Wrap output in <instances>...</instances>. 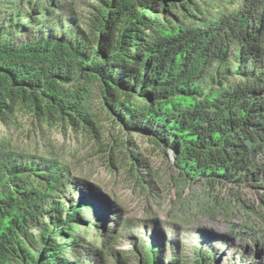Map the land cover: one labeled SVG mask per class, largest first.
Returning <instances> with one entry per match:
<instances>
[{"label": "trees", "instance_id": "obj_1", "mask_svg": "<svg viewBox=\"0 0 264 264\" xmlns=\"http://www.w3.org/2000/svg\"><path fill=\"white\" fill-rule=\"evenodd\" d=\"M75 147L144 213L199 184L264 221V0H0V264H162L165 237ZM205 233L173 237L167 264L264 245Z\"/></svg>", "mask_w": 264, "mask_h": 264}, {"label": "rangeland", "instance_id": "obj_2", "mask_svg": "<svg viewBox=\"0 0 264 264\" xmlns=\"http://www.w3.org/2000/svg\"><path fill=\"white\" fill-rule=\"evenodd\" d=\"M75 149L82 157L80 165H82L87 171L91 172L90 174L99 181H108L109 185H107V190H112V192L116 190L117 192L114 197H119V195H121V200L124 204L122 208L126 214L134 216L142 225L143 229L154 227L158 230V233H161V237H165L163 238L166 240L164 243L165 250H162V254L159 259V262L162 261V264L171 262L169 257L172 254L170 253L171 251L167 250V248L172 249V252L174 251V247H171L170 243L173 237L178 239L180 245L181 242H183L182 244L189 242L195 245L197 241L195 242L193 237L202 238V234L205 232L207 233V231L211 232V234L205 233L207 236L212 235L213 238L216 239H218L219 234L225 235L229 233L232 227H234L235 231L242 235H252L255 232H264V221L261 219L259 214V217L255 216L250 218L243 209L239 210L234 207L230 199L235 200V197L226 193L225 189H223V192L218 190L216 192L212 190L207 191L199 184L184 186L181 188L171 186L167 193L168 198H166V201L162 204L163 209H151V212L145 211L144 213L142 212V206H144V204H142L139 199H133V195H129L130 190H127V187L121 188V182L117 178V174L113 175L111 178V174L106 170V166L102 165L98 161V158L92 155H84V150L81 148L75 147ZM171 174L173 175L174 173L171 172ZM212 197H216V202L211 199ZM247 197L248 196H242L241 199H245ZM91 198L94 197L91 196ZM219 199L222 204L220 211L218 206L219 204H217ZM154 202L155 201L147 199L146 204L148 206L151 205V203L154 205ZM98 203L101 207L107 206V208H110L105 203V200L99 201ZM247 204L248 207L251 206L250 202ZM170 216H172V218H170ZM249 226L250 228H248ZM180 230H184V232H180ZM131 233L140 236L144 235V233L137 234L135 231H131ZM218 240L215 242L217 245L216 249L215 251L212 250V252H221L220 256L213 261L212 264H226L227 260H230L234 254H242V256L246 255L250 260L252 257L250 252L253 251L255 247L256 248L253 252L256 258L259 259H256L251 264H264V262H261V259L264 257L263 243L258 242L257 246L250 245L247 239L236 236L231 240L225 241L226 245H224L222 240ZM228 245H231V247L229 248ZM118 247L126 248V245L123 244ZM244 262L247 263L245 260Z\"/></svg>", "mask_w": 264, "mask_h": 264}, {"label": "clouds", "instance_id": "obj_3", "mask_svg": "<svg viewBox=\"0 0 264 264\" xmlns=\"http://www.w3.org/2000/svg\"><path fill=\"white\" fill-rule=\"evenodd\" d=\"M91 196H92V194H90V193L87 194L88 199L93 201V199H95V198H91ZM99 207L102 208V210H105V209H111V208H107V206H105V207L102 206V207H101V206L99 205Z\"/></svg>", "mask_w": 264, "mask_h": 264}]
</instances>
